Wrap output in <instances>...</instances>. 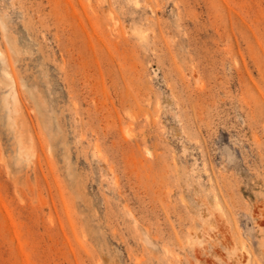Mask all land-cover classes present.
Masks as SVG:
<instances>
[{
    "label": "rangeland",
    "instance_id": "374dc122",
    "mask_svg": "<svg viewBox=\"0 0 264 264\" xmlns=\"http://www.w3.org/2000/svg\"><path fill=\"white\" fill-rule=\"evenodd\" d=\"M0 264H264V0H0Z\"/></svg>",
    "mask_w": 264,
    "mask_h": 264
}]
</instances>
